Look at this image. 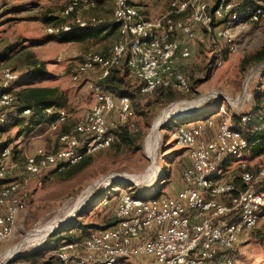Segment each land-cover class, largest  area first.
Returning <instances> with one entry per match:
<instances>
[{
  "label": "built area",
  "instance_id": "built-area-1",
  "mask_svg": "<svg viewBox=\"0 0 264 264\" xmlns=\"http://www.w3.org/2000/svg\"><path fill=\"white\" fill-rule=\"evenodd\" d=\"M96 1L71 0L65 18L80 7L94 6ZM113 1L112 21L118 26L120 40L107 53L85 54L73 75L79 82L84 75L96 74L87 83L94 105L80 116L58 107L46 109L47 132L58 133L59 147L56 151L41 147L25 153L21 166L13 160V146L0 141V246L12 236L27 200L43 188L44 176L65 172L87 156L110 148L117 140L113 130L118 126L136 128L131 98L104 87L113 69L124 64L141 80L144 95L160 88L189 92L183 63L192 56L190 41L198 29L203 28L215 40L231 43L230 26L240 21L242 13L230 0H221L212 9L209 0H176L166 14L149 19L132 0ZM263 3L248 13L251 22L264 20ZM100 24L97 18L78 17L73 23L50 27L48 33L70 34L74 25L93 30ZM199 39L203 41L202 35ZM222 65L220 60L218 66ZM33 75L34 69L28 76ZM256 79L259 84L264 80V62L251 68L243 92L236 99L226 98L215 118L191 120L171 129L189 161L176 195L121 193L115 213L117 223L60 243L55 248L57 260L63 264H135L133 259L143 260L137 264H245L236 250L260 222L264 165L248 170L246 162L241 161L235 169L237 174L232 175L230 161L253 144L243 132L251 116H239L237 123L228 105L249 101L253 96L250 85ZM21 83L18 73L0 65V124L32 116V110L18 102L16 92ZM73 118L74 128L62 133V126Z\"/></svg>",
  "mask_w": 264,
  "mask_h": 264
},
{
  "label": "rangeland",
  "instance_id": "rangeland-1",
  "mask_svg": "<svg viewBox=\"0 0 264 264\" xmlns=\"http://www.w3.org/2000/svg\"><path fill=\"white\" fill-rule=\"evenodd\" d=\"M70 1L0 0V65L11 68L21 77L23 83L18 86V92L27 86L58 87L66 96V103L62 109L68 114L75 113L80 116L95 103L87 83L93 80L96 74L84 75L79 82L73 80V75L85 54L101 53L111 49L117 43L118 34L99 31V35L83 41L66 42L65 34L48 33V29L56 27V23L60 25L66 22L73 23L78 17L97 18L105 23L113 20L115 9L113 0H98L94 6L80 7L70 18H65L64 12ZM174 1L176 0H132V4L149 19H157L169 11ZM209 1L212 9L221 0ZM230 1L242 12L240 21L230 26L232 42L215 40L214 36L206 33L203 28L198 29L197 36L190 41L194 52L190 59L183 63L190 91H176L183 95V98L167 105L159 102L155 94L146 95L141 104L144 106L151 102L144 109V112L149 114L147 121V117L138 118L134 110L137 124L135 132L146 134L143 149L130 151L117 145L119 142L116 141L110 148L90 156V165L73 177H66L60 173H52L46 176L47 178L44 176L43 188L27 200L12 236L0 246V253L4 255L1 263L27 264L28 262H21L20 259L43 252L45 254L42 256V262H58L55 247L62 243L60 242L62 234L66 232L81 234L85 228L89 232L113 221L118 199L123 192L130 193L132 190L133 195L142 197L175 195L181 188V175L189 161L187 151L175 141L171 129L181 124L179 120L182 119L190 122L207 117L215 118L220 110L218 106L224 103L226 98L236 99L243 92L246 74L257 64L251 61L252 63L244 70L243 60L251 58L264 48V20L253 23L248 15L253 7L261 5L264 0ZM201 35L203 41L199 39ZM220 60L223 65L219 67ZM36 62L44 63L47 70L44 77L28 76ZM128 79L134 86L140 83L130 75ZM250 91L253 96L249 101L237 106L228 105L231 113L238 116H251L258 111L264 113V80L261 84L257 79L252 80ZM200 100L202 102L191 116L182 119L175 116L163 125L156 159L153 161L146 151L145 144L155 120L172 105L185 104L184 107H189V103ZM72 125L75 124L68 122L64 127L70 128ZM47 130L48 122L37 124L29 117L14 118L0 124V141L3 140L13 146V160L21 166L25 153H34L36 149L47 148L51 143L58 144V133H49ZM21 135L22 139L19 140ZM253 146L239 158L230 161L232 163L230 168L234 170L232 175L237 174L235 169L241 161L246 162L247 167L250 166L253 170L264 165V146L260 153H255ZM154 165L157 169L152 172L151 168ZM131 177L139 179L132 181ZM90 188L92 193L83 200L80 210L67 219L75 210V202ZM59 221L62 223L60 227L45 238L38 236L32 238L37 229ZM246 240L248 242L242 244L239 250L240 260L246 264H264V207L259 225ZM17 247L20 249L16 252ZM8 255L12 257L8 258ZM140 261L143 260H132L135 264Z\"/></svg>",
  "mask_w": 264,
  "mask_h": 264
},
{
  "label": "trees",
  "instance_id": "trees-1",
  "mask_svg": "<svg viewBox=\"0 0 264 264\" xmlns=\"http://www.w3.org/2000/svg\"><path fill=\"white\" fill-rule=\"evenodd\" d=\"M98 1V0H97ZM98 3V2H97ZM73 13L72 15H74ZM71 15V16H72ZM70 18V17H69ZM101 20V19H99ZM52 22V20H51ZM68 23V22H66ZM62 24V23H61ZM60 24L56 23V27L59 26ZM74 29L70 34H65L66 36L64 37V41L66 42H79L83 41L89 37H94L99 35V31L106 32L111 31V32H116L118 31V26L111 21L110 23H105L101 20V24L97 29H86L82 30L76 25L73 26ZM89 32V33H88ZM108 35V34H107ZM110 35V34H109ZM107 37V36H105ZM120 40V34L118 36V40ZM261 63L264 62V48H262L260 51L255 53L251 58L244 59L243 60V69L246 70L248 65L250 63ZM255 64V65H257ZM34 76L36 78L41 77L45 75L46 73V68L44 63L41 62H36L34 66ZM185 71V70H184ZM132 76L135 78L130 71L127 69V67L122 64L119 67L113 69L110 77L106 80L105 82V89L110 91L111 93L114 94H120V95H127L131 98L132 100V106L133 110L136 112V116L138 118H143L147 117L146 121L148 120L149 114L144 112V109H146L151 102L145 104L142 106L141 100L146 96L141 93V87H142V82L141 80L137 79L140 83L138 86H134L131 81L128 79V77ZM155 94L157 100L159 102H162L164 105H167L169 103L175 102L177 100H180L183 98V95L177 93L173 89H163L160 88L156 92L152 93ZM148 94V95H152ZM16 96L18 99V102L25 108L31 109L32 110V116L31 121L34 123H43L46 120L48 121L49 118L45 114V110L50 108V107H58L62 108V106L66 103V96L65 93L58 87H41V86H30L23 88L21 91L16 92ZM26 118V117H24ZM28 118V117H27ZM235 120L237 123H239V116L235 115ZM186 121H181V123H186ZM136 123V122H135ZM137 130V124L136 128L133 130L131 129L128 125H121L118 126L113 130L117 137V142H119L120 146H123L127 150L130 151H139L143 149V142L146 134L143 133H136L135 131ZM243 132L245 136L248 138L251 144H253V151L255 153H260L263 151V146H264V113L261 112H254L248 124L246 125L245 128H243ZM62 133H64V130L62 129ZM114 145V144H113ZM118 146V147H120ZM55 151V150H54ZM91 163V158L90 156H87L84 158L81 162H79L77 165H74L70 168H68L65 172L60 173L61 175H66V177H73L82 171H84ZM248 170H253L250 168V166L247 167ZM124 185V184H123ZM130 194H133L132 190L129 191ZM117 221L114 218L113 221L107 222L105 226H100L99 228H107L110 227L114 224H116ZM85 231L81 234L78 233H63L62 238L60 242L68 241L71 242L75 240L76 238H82L87 236L89 232H87L86 228L84 229ZM85 233V234H84ZM59 245V244H58ZM57 247V246H56ZM55 247V248H56ZM45 253H40L37 255H31L25 258H21V262H28L27 264H63L61 262H54V261H44L42 262V256ZM19 261V260H18Z\"/></svg>",
  "mask_w": 264,
  "mask_h": 264
},
{
  "label": "bare ground",
  "instance_id": "bare-ground-1",
  "mask_svg": "<svg viewBox=\"0 0 264 264\" xmlns=\"http://www.w3.org/2000/svg\"><path fill=\"white\" fill-rule=\"evenodd\" d=\"M201 102H202V100L189 103L188 104L189 107H186L185 106L186 108L183 106L185 104L172 105L169 108H167L166 110H164L162 112L161 116L157 120H155L156 122L154 123V125L151 128V131H150V133H149V135L147 137L146 144H145L146 151H147L149 157L153 161L156 159V152H157V149H158V142L160 140V130L163 127V125H165V123H167V121L170 120V118L175 117V116L177 118H179V119H182L184 117L191 116L192 113H193V111L200 105ZM156 169L157 168H155V165L151 168L152 172H155ZM151 170H150V172H151ZM144 178H145V176H144ZM130 179L132 181H136V179H139V178L138 177L137 178L131 177ZM91 193H92V188H90L89 190H87V192H85L83 196H81V197L78 198L77 202H75L76 205L74 204L75 205V210L73 211V213L71 212L72 214L67 219H69L71 216H74L80 210L81 205L83 203V200L86 199V197H88L89 195H91ZM67 219H65V220H67ZM61 224H60V221H59V223H56V224H53V225H48L46 227L37 229L35 231V233H33L32 238L37 237V236L38 237L45 238L52 231H54L55 229L59 228ZM32 241L33 240H31V242ZM26 242H28V240H26ZM18 249H20V247H17L15 249L16 252L18 251ZM7 257L8 258H11L12 256L11 255L10 256L8 255Z\"/></svg>",
  "mask_w": 264,
  "mask_h": 264
},
{
  "label": "crops",
  "instance_id": "crops-1",
  "mask_svg": "<svg viewBox=\"0 0 264 264\" xmlns=\"http://www.w3.org/2000/svg\"><path fill=\"white\" fill-rule=\"evenodd\" d=\"M117 38H118V36H119V31H117ZM118 40V39H117ZM110 50V49H109ZM109 50H107L106 52H101V53H107V52H109ZM193 50V49H192ZM193 52H194V50H193ZM47 74V70H46V73H45V75ZM45 75H43L42 77H44ZM41 87H44V86H41ZM200 119V118H199ZM202 119V118H201ZM205 119V118H204ZM72 120H75V122L74 121H72ZM70 119L68 122H73L74 124H76V119L75 118H73V119ZM68 122L66 123V124H68ZM66 124H64L63 126H62V128H61V131H62V129L64 130V133H67V132H69V131H71L73 128H74V126L75 125H72V127H70V128H65L64 126L66 125ZM58 147H59V145L57 144V143H55V144H53V143H51V144H49L48 146H47V150L48 151H56L57 149H58ZM260 167V166H259ZM258 167V168H259ZM256 169V168H255ZM180 190V189H179ZM179 190H177L176 192H175V195L178 193V191ZM251 234V233H250ZM249 234V235H250ZM248 235V236H249ZM248 236H246V238L244 237L243 238V240L239 243V246L237 247V250H236V253H239L240 255H241V252L239 251L240 250V248H241V245L242 244H244V243H247L248 242V240H246L247 238H248ZM243 261V260H242ZM244 262V261H243ZM245 263V262H244ZM246 264V263H245Z\"/></svg>",
  "mask_w": 264,
  "mask_h": 264
}]
</instances>
